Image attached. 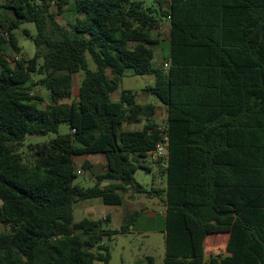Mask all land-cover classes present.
I'll return each instance as SVG.
<instances>
[{"label":"trees","instance_id":"16d2710c","mask_svg":"<svg viewBox=\"0 0 264 264\" xmlns=\"http://www.w3.org/2000/svg\"><path fill=\"white\" fill-rule=\"evenodd\" d=\"M4 6L14 18L0 25V264H108L104 220L75 221L74 205L96 198L122 206L130 190L162 193L160 225H139L134 212L120 227L162 232V264H264V0ZM64 6L72 15L65 25L58 21ZM160 17L169 23L163 68L154 66L152 49ZM23 23L34 24L37 51L10 65L6 50L18 52L12 31ZM126 71L154 75L142 91L164 108L162 127L154 120L159 106L139 103L135 92L111 98ZM80 73L74 99L73 76ZM35 76L50 101L43 108L33 93ZM124 124L141 128L123 130ZM48 134L56 136L19 151L27 136ZM162 135L168 138L167 166L157 169L163 186L147 190L134 174L150 171L145 157ZM100 154L105 168L95 184H75L73 157ZM213 235H227L228 255L205 257ZM143 263L155 260L133 264Z\"/></svg>","mask_w":264,"mask_h":264},{"label":"rangeland","instance_id":"374dc122","mask_svg":"<svg viewBox=\"0 0 264 264\" xmlns=\"http://www.w3.org/2000/svg\"><path fill=\"white\" fill-rule=\"evenodd\" d=\"M7 1L8 0H0V25L9 24L14 18L12 11L4 6ZM152 1L153 0H144V5L149 6ZM154 5L156 6L155 3ZM69 9V6H64L62 14L58 16V21L63 25H65L68 19L72 18V15L69 13ZM51 10L55 11V7L53 5L51 6ZM23 29H26L30 36L23 34ZM168 31V20L165 17H160V27L159 29L154 30L152 34V40L155 43L152 46L154 51V66L162 67L163 63L167 62L166 59L169 54ZM12 33L17 40L19 50L18 52L10 48L6 50L10 65L13 63L12 59H28L31 58L37 51V48L32 41V37L36 34L34 24L23 23L19 26V28L14 29ZM81 76V73L73 76L72 97L74 99L77 97ZM34 80L35 82L38 81L37 76H35ZM153 83L154 75L152 73L135 75L131 71H126L118 90L119 93L121 90H131L135 93H143L142 90ZM33 93L41 98V101L39 102V106L41 108L50 103L47 91L38 82L33 90ZM143 94L148 97L146 102L150 103L153 101L156 103V100L152 96L146 93ZM143 98V95L140 94L139 100L143 101ZM154 120L159 126L162 127L164 125V108L158 109ZM140 128L141 125H136L130 127L129 129L137 130ZM66 132L67 126L65 124H61L58 129V134H64ZM55 136L56 134H48L46 136H27L24 140V146L21 147L19 151L26 153L27 144L45 142L55 138ZM25 156L27 155L25 154L24 157ZM89 159L90 168L87 170H83L81 168V161H75V171H80V173H77L78 175L74 178V183L84 188L93 186L95 184V176L103 173L105 168V159L102 156L97 157V155H93ZM148 165L150 167V171L143 168H138L136 170L134 174L135 181L147 190L162 187L163 184L158 179V168H156L155 164L150 162H148ZM107 184V182H104L102 183V186ZM123 198L124 202L121 207L104 205L100 199L96 198L79 201L74 205V220L79 221L82 218L104 220L102 227L108 233V236H104L102 241L104 245L108 246L110 257L108 264H133L136 260L144 261L146 256L153 257L155 264H162L164 258V235L162 232H159L158 230L147 231L142 227H135L130 231L124 232L120 228L134 212L141 216L139 225H145L147 222L160 225L161 218L157 217V215L162 216L164 211L160 200L162 198V193L155 194L150 191L144 194H136L130 190L123 194ZM144 219L150 220L144 221ZM3 230L4 229L0 227V231ZM207 240L205 241V257L222 253L224 244H220V239L212 238L213 241H217L216 244ZM96 264L102 263L97 261Z\"/></svg>","mask_w":264,"mask_h":264},{"label":"crops","instance_id":"0c3cea01","mask_svg":"<svg viewBox=\"0 0 264 264\" xmlns=\"http://www.w3.org/2000/svg\"><path fill=\"white\" fill-rule=\"evenodd\" d=\"M137 94V101L139 102V103H148V102H146L147 101V99H148V97L147 96H145L143 93H136ZM140 94H142L143 95V101H140L139 100V96H140ZM119 97H120V93H119V90L117 89L116 91H114L112 94H111V98L112 99H114V100H118L119 99ZM151 103H153V104H155V105H157V106H159L157 103H155V102H151ZM159 108H163L162 106H159ZM157 114V113H156ZM156 116V115H155ZM132 126H136V125H129V124H124L123 125V127H122V129L123 130H131V129H129L130 127H132ZM91 156H93V155H83V156H74L73 157V163H74V167H75V161H81V163H83V162H85V161H90V157ZM96 156V155H95ZM103 157L104 158V156L103 155H97V157ZM105 159V158H104ZM82 165V164H81ZM121 207V206H120ZM212 238H214V239H220L219 241H221V243L220 244H224V248H223V251H222V253H218L217 255H211V256H226V255H228V253L225 251V245H226V241H227V235H213V236H209V237H207L206 238V240L207 241H212L214 244H216L217 243V241H213L212 240ZM220 244H219V246H220ZM216 246V245H215ZM215 246H212V247H215ZM204 251H205V247H204ZM210 256H208V257H206V258H209Z\"/></svg>","mask_w":264,"mask_h":264},{"label":"built area","instance_id":"2783aa9c","mask_svg":"<svg viewBox=\"0 0 264 264\" xmlns=\"http://www.w3.org/2000/svg\"><path fill=\"white\" fill-rule=\"evenodd\" d=\"M167 67V63L164 64ZM168 138L162 135V140L155 146V148L146 154L145 160L155 164L156 168L163 169L168 163ZM80 173V171L76 172Z\"/></svg>","mask_w":264,"mask_h":264}]
</instances>
